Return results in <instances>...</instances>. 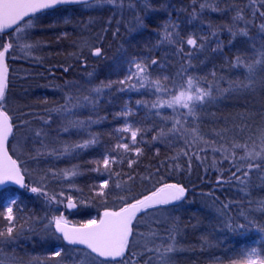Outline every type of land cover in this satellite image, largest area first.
<instances>
[{
  "label": "trees",
  "instance_id": "1",
  "mask_svg": "<svg viewBox=\"0 0 264 264\" xmlns=\"http://www.w3.org/2000/svg\"><path fill=\"white\" fill-rule=\"evenodd\" d=\"M205 2L212 7L201 9L200 5ZM129 3L135 7L130 8ZM118 4L97 5L93 2L90 6L60 7L36 16L34 27L26 30L27 38L20 43H37L40 50L34 48L30 54L19 53L15 60H8L5 110L12 116L14 124L15 116L23 123L21 127L15 124L14 136L8 144L9 152L18 159L22 170H27L25 177L29 188L39 186L49 169L59 172L77 166L79 174L67 181L60 178L53 181L50 175L44 180L49 193L63 190L65 196L71 195L78 204L76 212H64V217L73 224L99 218L106 208L122 207L121 196L140 199L162 183L180 184L186 189L181 201L138 214L132 224L125 255L109 260L110 264H159L157 253L150 249L166 245L169 235L175 236L177 251L170 254L168 264H230L233 259L241 258L252 242L262 235L256 225L264 226V210L259 206V202L264 201V163L258 171L250 173L248 194L245 195L241 186L230 180L232 171L241 167V163L234 167L232 160H200L192 153L205 145L203 141L212 146L246 144L261 147L264 68L258 66L250 77L243 63H251L264 49V33L259 30V25L264 23L259 12L264 11V6L261 0H148L146 5L143 0H123L122 8ZM257 9L252 22V13ZM238 12L250 22V38L238 36L233 40L227 31L228 27L233 30L245 27V20L234 19ZM137 17L143 26L138 25ZM166 24L176 25L175 31L181 39L186 40L189 35L209 37L206 46L192 50L185 44L183 53H179V44L161 43ZM214 30L218 32L216 38L211 36ZM169 31L173 29L169 27ZM12 33L3 35L0 45L9 42ZM217 38L223 42V47L214 52ZM11 42L15 44V41ZM95 47L101 48L100 56L92 54ZM16 48L13 47L12 52ZM189 52L192 53L190 67L185 56ZM125 56L146 63L149 78L153 80L177 78V73L187 69L188 76L201 78L199 86L210 90L211 96L196 108L194 116L187 115V109L165 108L158 112L151 108V103L158 98L152 88L130 89L119 83L125 79L122 63ZM238 56L243 63L235 66ZM152 60L158 63L152 65ZM65 68L68 71H64ZM249 80L251 87H239L248 84ZM109 84L111 87H104ZM98 87L102 90L97 95L91 90ZM17 91L19 95L15 98L13 94ZM69 95L72 97L67 105L69 108L80 98L81 106L74 110V115L53 111L65 105V97ZM83 96H90L93 102L83 101ZM161 98L168 99L167 96ZM128 99L131 109L138 112L139 117L132 116V119L141 129L139 138L143 139L139 147L142 152L132 159L131 167L130 160L122 157L121 149L115 150L118 142L115 129L122 124V116L118 114ZM137 101L144 103L137 104ZM14 104L20 107L11 110ZM49 116L51 122L45 124ZM67 119L94 123L64 132ZM175 119H181L183 127L180 133L172 134L169 129ZM27 127L30 134L43 129L48 137L60 141L54 145L45 142L48 150H62L66 144L80 143L93 136L97 142L71 156L33 159L36 155L33 149L39 148V143H28L25 139L26 144L19 153L13 150L15 139ZM194 128L202 140L189 148L194 139ZM161 130L166 135L153 140ZM182 150L188 151L189 155L184 156ZM105 155L115 156L117 163L108 171L102 165L100 171H95L96 162L102 161ZM202 155L200 152V158ZM248 162L244 161L243 167L246 168ZM129 176L134 179L129 181ZM218 179L224 182L218 183ZM102 180L109 181L104 197L96 195L97 184ZM117 184L126 190L116 188ZM8 189L19 195L13 211L18 225H24V228L11 246H3L4 256H14V264H78L82 249L65 244L53 225H49L53 216L61 215L66 200L49 207L37 194ZM3 205V199H0V211L4 210ZM242 212L249 220H254L255 225L245 231L229 229V221L233 225L246 223L241 219ZM173 227L175 232L171 231ZM259 247H264V242ZM61 249L62 255L54 257L53 253Z\"/></svg>",
  "mask_w": 264,
  "mask_h": 264
},
{
  "label": "snow or ice",
  "instance_id": "2",
  "mask_svg": "<svg viewBox=\"0 0 264 264\" xmlns=\"http://www.w3.org/2000/svg\"><path fill=\"white\" fill-rule=\"evenodd\" d=\"M97 5L110 4L117 5L118 0H0V38L3 37L5 30L15 32V36H11L9 42L0 45V186H6L9 182L19 185L21 188H28L31 193L37 194L39 197H43L45 204L52 207L56 204H63L67 201L66 208L73 209L77 207L74 198L71 195L65 196L64 191L59 193H49L46 188L47 185L44 180L47 176H51L53 181H57V178L63 179L65 181L68 178L76 177L79 173L76 170L77 166H73L71 169H64L59 172L49 169L45 173V177L41 178L39 186L30 187L24 182V177L27 170H22L20 162L18 159H14L13 155L9 154L8 143L9 138L14 136V129L17 127L13 123L12 116L9 112L5 110V92L7 87V74L8 68L5 63V56L13 47H19L21 51L31 53L37 44L34 43H20V40L26 39V30L34 27V19H36L37 14H43L48 10H54L58 6L67 4H85L90 6L92 3ZM144 4L148 3V0H143ZM262 6H264V0H261ZM119 7H123V0H119ZM130 8H134L133 3H129ZM201 9L212 7L211 4L205 2L200 5ZM214 11H219L220 9L213 8ZM257 10L253 11V21L257 14ZM261 17H264V11L259 12ZM27 18V19H26ZM236 20H245L242 12H238ZM137 23L143 26L142 20L137 17ZM249 21L245 20V27L236 28L233 30L232 27H228L227 31L234 40L238 36L249 37L248 25ZM21 24L23 27H21ZM15 26V27H14ZM169 27L173 31H169ZM176 25H164V35L162 37L161 43L167 42L169 44H179L180 47L177 49L179 53H183L184 45L191 46L192 50L203 49L206 46V41L209 37H197L195 35H189L186 40L179 37V33L175 31ZM211 27V25H209ZM259 30L264 33V23L259 25ZM211 36L213 38L218 37L217 31H212ZM250 38V37H249ZM15 41V44L11 41ZM199 40V43H198ZM232 40L229 41V44ZM223 47V42L217 38L216 48L212 51L221 50ZM93 55L100 56L102 50L100 47H95L93 49ZM192 53L189 52L185 54L186 58L191 60ZM236 65L239 66L243 63L241 57H236ZM133 65V69H129L130 74L125 77L124 80L119 81L122 86H126L130 89L152 88L154 93L157 95V99L151 103V108L162 110L165 108L173 109L174 111H179L180 109H187V115L194 116L195 110L199 105L211 96L210 90H205L200 87L201 78L188 76L187 69L183 72L177 73V78L170 79L169 77H164L163 81L161 79H151L147 72L148 65L142 60L133 58L130 62ZM158 61L152 60L151 64L156 65ZM244 68L249 73L251 77L256 71L257 67L264 68V49H262L257 58L251 63H243ZM64 71H68L67 68ZM213 75H215L213 73ZM135 81V83H133ZM67 85H71L72 82H66ZM169 84L171 87H169ZM104 87H111V84L105 85ZM210 87V86H209ZM239 87H251V80L248 84H240ZM101 88H95L91 91L97 95L101 92ZM167 96L168 99H162L161 97ZM83 101L92 103L90 96H83ZM66 103L58 108L53 109V111L65 114L66 116L74 115V110L78 109L80 105V98H77V102L72 104L69 108L67 105L71 103L72 97H65ZM143 101H137V104H143ZM118 115H123L125 117L130 115L129 111H124ZM51 116L45 124L51 122ZM94 123V121H80V120H66V126L63 127V131L67 132L70 128H83L85 124ZM182 125L181 119H175L172 123V128L169 132L172 134L180 133ZM118 131L123 133H129L131 137L132 146L129 143H118L115 145V150L119 151L122 149L125 153L132 152L133 150L137 155H140L142 150L139 147H135L137 143V136L141 132V129L134 128L132 125L125 123L124 127L118 129ZM193 132V142L189 144V148L196 145L198 140L202 138L198 135L197 130L192 129ZM166 133L161 130L156 136H153V140H158L164 137ZM34 143H39L40 147L33 149L36 155L33 159H38L41 156H55L59 159L61 156H71L75 153L88 149L90 146L94 145L97 141L95 136L91 139L83 140L80 143H75L71 145H65L62 150H48L47 144L43 141L47 138V133L43 129H37L33 133ZM261 149L260 151H246L245 155L242 157L235 156L236 149H247L246 145L234 144L232 161L235 167L236 163H241V167H236L235 171H232L230 180L236 181L240 186L241 190L244 191L245 195L248 194V182L250 180V173L254 170H259L261 163H264V132L260 136ZM187 143V141H185ZM207 146L208 141H203ZM207 151V147L201 148L199 151H194V155L197 159H200V152ZM213 152H224L227 153V149H212ZM184 156H188V151L182 150ZM227 158V156H226ZM259 158V162H257ZM191 159V157H189ZM249 161L247 167H243L244 161ZM97 167L95 171H100V166L108 171L112 164L117 163L115 156L105 155L102 161H97ZM134 163V161H129V167ZM129 181L133 180L134 177L129 176ZM143 179V178H142ZM223 180L218 179V183H223ZM99 191L96 192L97 196L104 197L107 195L106 190L109 189V181L103 180L99 184ZM116 188L122 191L126 190L121 184H117ZM186 189L180 184H169L162 183L160 187L155 188L149 194L144 195L140 199L134 197L121 196L119 199L122 203V207L118 209H108L106 208L103 214L99 218L89 219L79 223L78 226H69V222L63 216V214L58 216H53L49 221V225H54V231L60 233L63 240L67 241L70 245H83L84 249L82 252V259L79 260L78 264H110L107 258H111L112 261L117 257H123L125 251L129 246V237L132 234V224L135 219H137L138 214H145L148 210L156 209L157 206H164L173 204L174 202L181 201L185 196ZM0 199H3L5 208L0 211V264H14V256H4L3 246H11L12 243L18 238L20 231L23 230L24 225H18V218L14 214L13 207L18 203L17 198L12 194V192L6 187H0ZM131 200V202H129ZM259 206L264 210V201L259 202ZM225 208L228 205H224ZM241 219H244L246 223H239L233 225L231 221L228 222V228L233 230L245 231L249 226L255 225L254 220H249L248 217L242 212ZM258 232L262 234L264 238V226L256 225ZM175 232V228L171 229ZM169 241L166 245H161V247L150 249L158 255L159 264H168L170 254L177 251L176 241L174 235H169L166 237ZM161 248L163 249L161 251ZM62 249L55 251L53 253L54 257H60L62 255ZM106 258L105 260H100V258ZM230 264H264V247H250L241 258L233 259Z\"/></svg>",
  "mask_w": 264,
  "mask_h": 264
},
{
  "label": "rangeland",
  "instance_id": "3",
  "mask_svg": "<svg viewBox=\"0 0 264 264\" xmlns=\"http://www.w3.org/2000/svg\"><path fill=\"white\" fill-rule=\"evenodd\" d=\"M64 20H66V18H64ZM262 22H264V17L262 19ZM21 27H23V25ZM77 29H79V28H77ZM15 35H16L15 32H13L11 34V36H15ZM35 44H37V43H35ZM35 48L37 50H40L38 48V46H36ZM10 52H11V56H8L10 54ZM19 53H24L25 54V52L24 51H21V49L19 47H17L13 52L10 49L9 52L7 53L8 60H15L18 57V54ZM132 59L133 58H130V57H127V56L123 57V59H122V63L125 66V77L130 74L129 69H133V65L130 63L132 61ZM7 63H8V61H7ZM62 94H64V92ZM13 95H14L15 98L18 97L19 91L15 92ZM64 96H65V94H64ZM5 98H6V95H5ZM130 102H131L130 99H128L127 104L121 110V113L124 112V111H129L130 110V115L127 116V117L121 115L122 116V124L117 129H115V132L118 134L117 135L118 136L117 137L118 138L117 144L118 143H124L125 141H128L126 143H129V145L132 146L130 134L129 133H123V132L118 131V129H121V128L124 127L125 123H128V124L132 125L134 128H138L137 127V123H136L135 120L132 119V116H138L139 117V115H137L138 112L136 113L133 109H131V107L129 106ZM19 107H20L19 104L18 105L17 104H14V106H12L11 110H14L15 108L18 109ZM62 118H63V116L60 118V121H61ZM14 120H15V124L19 125L20 127L23 125V123L20 121V119L17 116H15V119ZM30 132H31V130L27 127L15 139V141L13 143V147H14L13 150L14 151H16L17 153L20 152V148L24 144H26L25 139L27 140L28 143L35 144L34 143V136H33V134H30ZM88 136H89L88 138H90L91 137V134L88 133ZM139 136H140V133L137 136V143H136L135 147H140L143 144V139L142 138H139ZM166 138H167V136H166ZM43 142L44 143L47 142L49 145L60 144V141L59 140H57L56 138L48 137V136H47V138ZM242 145H246V144H242ZM205 147H207V151L202 152L203 153V155H202L203 158L201 157L200 160L207 159V160H214V161H217V162L218 161H221V160H223V161L232 160V156H231V154L233 153V147L232 146H224L222 144H213V146L212 145H207V146L204 145L201 148H205ZM255 147L256 146H254V147H248L247 146V149H236L235 150V156L236 157H242V156L245 155V152L246 151H251V150L260 151L261 147H257V148H255ZM213 148H215V149H227L228 151H227V153H224V152H213L212 151ZM121 154H122V157L124 159L126 158L125 160H131V161H133L132 159L137 155L134 150L132 152L125 153L122 149H121ZM226 156H227V158H226ZM215 170H217V169H215ZM102 182H103V180L100 181V182H98L97 186H99V184L102 183ZM98 191H99V187L97 188V192ZM23 192L26 193V194H28V195L31 194V192L29 190H27V189H23ZM13 195L16 198H18V196H19L16 193H13ZM3 206L5 208V204ZM61 214H63V216H64V209H63V211H61ZM93 218H95V217H93ZM93 218H91V219H93ZM67 221H69V220H67ZM261 242H264V238H262V235L258 236L257 239H255L248 248H250V247H259V245H260Z\"/></svg>",
  "mask_w": 264,
  "mask_h": 264
},
{
  "label": "water",
  "instance_id": "4",
  "mask_svg": "<svg viewBox=\"0 0 264 264\" xmlns=\"http://www.w3.org/2000/svg\"><path fill=\"white\" fill-rule=\"evenodd\" d=\"M134 1H142V0H134ZM77 5H82V4H67V5H61V6H58L57 8H60V7H71V6H77ZM56 8V9H57ZM48 11H51V10H48ZM38 15V14H37ZM27 19V18H26ZM15 27V26H14ZM12 31H9V30H5V32H4V35L5 34H9V33H11ZM5 63L7 64V54H6V56H5ZM11 139V137L9 138V140ZM9 154H10V152H9ZM24 182L26 183V178L24 177ZM0 187H12V188H18V189H24V188H21L19 185H16L15 183H12V182H9V184L8 185H6V186H0ZM66 204H67V202L65 203V206H64V209H65V211L66 212H68V213H73V212H75V211H77V209H78V204H77V207L76 208H73V209H68V208H66ZM102 215V214H101ZM69 226L71 227V226H78L77 224H73V223H70L69 222ZM57 233V232H56ZM59 236H60V238L63 240V238H62V236H61V234L60 233H57ZM63 242L65 243V244H67V245H70V244H68V242L67 241H65V240H63ZM70 246H72V247H77V248H81V249H84L85 248V246H83V245H70ZM101 258H103V257H101ZM120 257H117V258H115V260H117V259H119ZM104 259H106V258H104ZM108 260H111V258H107Z\"/></svg>",
  "mask_w": 264,
  "mask_h": 264
}]
</instances>
